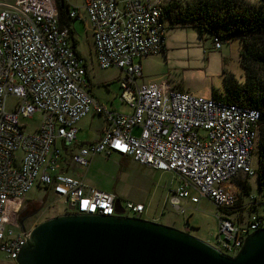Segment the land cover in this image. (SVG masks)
Returning a JSON list of instances; mask_svg holds the SVG:
<instances>
[{
	"label": "built area",
	"instance_id": "2783aa9c",
	"mask_svg": "<svg viewBox=\"0 0 264 264\" xmlns=\"http://www.w3.org/2000/svg\"><path fill=\"white\" fill-rule=\"evenodd\" d=\"M171 1L84 0L76 7L68 0L70 17L86 15L97 64L122 72L120 98L129 112L108 108L88 89L85 58L72 45L68 26L60 24L57 0L0 1V250L6 257L16 260L36 224L23 229L16 220L34 184L63 198L64 213L140 217L143 203L120 199L119 213L116 193L71 174L70 163L88 166L100 153L117 152L176 173L168 200L179 213L186 211L183 203L212 200L223 211L216 214L213 245L227 255L264 227V210L258 209L264 208V188L261 197L245 198L243 186L232 185L240 174H255L260 111L170 84L139 82L141 59L166 50L164 9ZM213 41L221 46L218 35ZM9 96L16 99L12 104ZM36 112L42 118L29 131L26 119ZM89 113L103 116L102 134L74 147L77 123Z\"/></svg>",
	"mask_w": 264,
	"mask_h": 264
},
{
	"label": "rangeland",
	"instance_id": "374dc122",
	"mask_svg": "<svg viewBox=\"0 0 264 264\" xmlns=\"http://www.w3.org/2000/svg\"><path fill=\"white\" fill-rule=\"evenodd\" d=\"M199 1L203 3L206 0H178L180 5L183 6L187 3ZM222 1L225 6L224 2L226 0ZM235 1L254 5L259 0ZM70 3L73 6L82 7L84 0H70ZM81 11H84V9L81 8ZM85 20V14L83 18L73 19L72 28L79 40L78 48L85 58L89 76L87 81L95 85L97 89V97H95L108 108L119 112H129L131 111L130 106L120 98L119 77L122 72L114 67L101 68L97 64L92 35ZM165 23L167 25L165 34L166 50L141 59L143 75L139 77V82L156 81L163 85L170 84L172 87L193 94L212 96L219 99L226 98L228 94L227 74L233 75L235 84L240 87L246 84L247 73L243 67L242 55L245 45L241 35H221V46L216 48L213 41L214 34L212 33L218 29L211 32L201 31L192 22H178L170 25L167 18H165ZM225 29L226 27H223L219 31L222 33L225 32ZM250 66L256 76L255 90L259 92L261 89L260 84L264 85V68L254 61L250 62ZM241 91V94L246 93L245 89ZM15 100V97L12 96L7 99L10 104ZM41 118L42 113L36 112L32 118L26 119L29 131L35 129ZM102 124L103 116L101 114H87L80 122L77 134L78 141L89 142L96 139ZM135 131L138 133L139 129L136 128ZM259 135L258 130L252 156V166L255 169V174H240L232 180V185L235 187L245 184L250 186L249 192L243 190L244 195L242 197L245 196V198L250 195L262 196L257 174L260 157ZM75 141H77V138ZM70 164L71 174L83 178L85 182L97 188L116 193L122 202L129 199L143 203L146 208L140 217L160 223L167 222L168 225L188 231L211 244H216L218 230L216 214L222 213V209L209 198L201 197L198 204L183 203L186 207L184 213L176 211L168 200L173 187L179 180V176H176L173 171L155 169L148 164L138 162L132 157L125 158L118 153L97 154L88 166ZM46 194L47 190L44 186L39 187L34 184L27 192L26 198L40 199ZM64 208L63 198H58L50 192L47 195L44 209L35 216L32 222L37 224L47 218L62 214ZM258 209L264 210L261 207ZM249 212V210L243 212L244 217ZM10 225L14 228L17 227L14 218L11 219ZM0 264H17V262L6 257L0 250Z\"/></svg>",
	"mask_w": 264,
	"mask_h": 264
},
{
	"label": "water",
	"instance_id": "95a60500",
	"mask_svg": "<svg viewBox=\"0 0 264 264\" xmlns=\"http://www.w3.org/2000/svg\"><path fill=\"white\" fill-rule=\"evenodd\" d=\"M116 209L123 212L119 197ZM15 259L17 264H264V227L248 234L235 255H227L188 231L154 220L65 212L35 224Z\"/></svg>",
	"mask_w": 264,
	"mask_h": 264
},
{
	"label": "trees",
	"instance_id": "16d2710c",
	"mask_svg": "<svg viewBox=\"0 0 264 264\" xmlns=\"http://www.w3.org/2000/svg\"><path fill=\"white\" fill-rule=\"evenodd\" d=\"M223 5L222 0H206L194 3H187L185 6L180 5L178 0H172L164 9V18H167L170 25L178 22H192L201 31H214L219 37L221 35H241L244 39L245 48L242 52L243 67L246 71V84L239 86L235 84L233 75H226V86L228 94L226 98H221L229 102L240 103L250 107L257 108L260 111L258 122L259 129V168L257 170L259 187L264 188V85H261L259 92H256L255 73L252 71L250 62L254 61L264 68V0L258 3L242 4L234 0H226ZM68 0H57L59 10V21L61 25L68 26L72 45L77 53L79 50V40L72 28V21L75 18L69 15ZM226 27L225 32L219 30ZM221 33V34H220ZM86 65V62H85ZM86 74V79L88 78ZM245 89L246 93L241 94V90ZM243 190L249 192L250 186L243 185Z\"/></svg>",
	"mask_w": 264,
	"mask_h": 264
},
{
	"label": "flooded vegetation",
	"instance_id": "af4514ba",
	"mask_svg": "<svg viewBox=\"0 0 264 264\" xmlns=\"http://www.w3.org/2000/svg\"><path fill=\"white\" fill-rule=\"evenodd\" d=\"M47 195L40 199L25 198L21 207L16 213L17 223L22 227H31L34 222L33 219L37 216L45 207ZM33 223V224H32Z\"/></svg>",
	"mask_w": 264,
	"mask_h": 264
},
{
	"label": "crops",
	"instance_id": "0c3cea01",
	"mask_svg": "<svg viewBox=\"0 0 264 264\" xmlns=\"http://www.w3.org/2000/svg\"><path fill=\"white\" fill-rule=\"evenodd\" d=\"M147 81H150V80H147ZM88 82V89L91 91V93L94 95V96H96L97 97V89L95 88V85L94 84H92L91 82H89V81H87ZM144 82V81H143ZM146 82V81H145ZM83 119V118H82ZM82 119L77 123V127H78V129H79V126H80V122L82 121ZM103 125H104V119H103V124H102V126L99 128V131H98V135H97V138L96 139H94V140H97L100 136H101V134H102V129H103ZM136 129V128H135ZM135 129H134V133H136V131H135ZM77 134H78V132H77ZM94 140H92V141H94ZM90 142V141H89ZM86 143H88V141L87 142H80V141H78V135H77V141H75L74 142V147H76L77 145H79V144H86ZM113 153H117V152H113ZM119 154V153H118ZM120 155H122V154H120ZM122 156H124V155H122ZM125 158H127V157H130V156H124ZM174 174H176V173H174ZM176 176H177V174H176ZM163 223H165V224H169V223H167V222H163Z\"/></svg>",
	"mask_w": 264,
	"mask_h": 264
}]
</instances>
